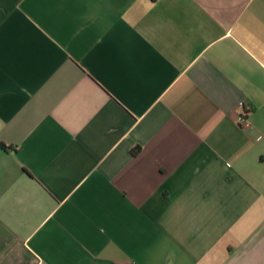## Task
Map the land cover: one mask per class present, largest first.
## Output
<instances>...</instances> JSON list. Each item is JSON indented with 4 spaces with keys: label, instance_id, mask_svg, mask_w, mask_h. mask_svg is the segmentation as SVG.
I'll return each mask as SVG.
<instances>
[{
    "label": "crops",
    "instance_id": "crops-1",
    "mask_svg": "<svg viewBox=\"0 0 264 264\" xmlns=\"http://www.w3.org/2000/svg\"><path fill=\"white\" fill-rule=\"evenodd\" d=\"M0 264H264V0H0Z\"/></svg>",
    "mask_w": 264,
    "mask_h": 264
},
{
    "label": "built area",
    "instance_id": "built-area-1",
    "mask_svg": "<svg viewBox=\"0 0 264 264\" xmlns=\"http://www.w3.org/2000/svg\"><path fill=\"white\" fill-rule=\"evenodd\" d=\"M237 122L239 125H241L242 127L243 126H248L250 125L249 122H248V118L246 116V113L244 112H241L238 117H237Z\"/></svg>",
    "mask_w": 264,
    "mask_h": 264
},
{
    "label": "trees",
    "instance_id": "trees-1",
    "mask_svg": "<svg viewBox=\"0 0 264 264\" xmlns=\"http://www.w3.org/2000/svg\"><path fill=\"white\" fill-rule=\"evenodd\" d=\"M140 151V147H136L132 152L134 153V154H136V153H138Z\"/></svg>",
    "mask_w": 264,
    "mask_h": 264
}]
</instances>
